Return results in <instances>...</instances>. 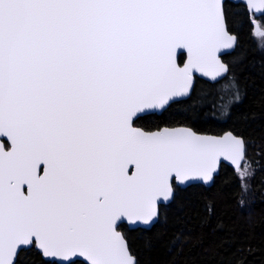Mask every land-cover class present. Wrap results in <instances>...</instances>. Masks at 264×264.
Returning <instances> with one entry per match:
<instances>
[{"label": "snow or ice", "instance_id": "obj_1", "mask_svg": "<svg viewBox=\"0 0 264 264\" xmlns=\"http://www.w3.org/2000/svg\"><path fill=\"white\" fill-rule=\"evenodd\" d=\"M235 44L223 0H0V264L22 246L48 264H136L124 221L150 225L173 180L208 182L221 157L247 191L243 138L134 127L190 95L194 72L239 101L217 55Z\"/></svg>", "mask_w": 264, "mask_h": 264}, {"label": "trees", "instance_id": "obj_2", "mask_svg": "<svg viewBox=\"0 0 264 264\" xmlns=\"http://www.w3.org/2000/svg\"><path fill=\"white\" fill-rule=\"evenodd\" d=\"M224 6L226 29L236 37V46L222 61L229 64L227 76L238 83L240 100L223 106L225 95L233 96L226 78L217 83L195 79L187 99L134 125L144 131L186 127L199 134L230 132L243 138L245 159L253 172L248 195L236 172L224 165L208 188H175L172 201L160 207L158 221L149 230H127L125 225L118 229L136 264H264V48L258 49L252 39L256 19L245 7L230 2ZM235 57L241 62L232 66ZM244 164L243 160L241 167ZM15 264L48 261L31 247L18 253Z\"/></svg>", "mask_w": 264, "mask_h": 264}, {"label": "water", "instance_id": "obj_3", "mask_svg": "<svg viewBox=\"0 0 264 264\" xmlns=\"http://www.w3.org/2000/svg\"><path fill=\"white\" fill-rule=\"evenodd\" d=\"M224 2H230V3H232V4H241V5H243V6L245 7L247 13H248L249 15H252L254 18H260V17H262V16L264 15V9H261L260 11H257L256 8H251V7H249V0H223V3H224ZM254 2L257 4V6H259V0H254ZM226 30H227V29H226ZM229 34H230V33H229ZM230 35H231V34H230ZM233 36H234V35H233ZM235 46H236V44H235ZM234 48H235V47H234ZM232 51H233V50H222L220 53L217 54V55H218V58L221 60V62H223V61H222V57H224V56L227 55V54H230ZM183 56H184V58H183L182 62H181V63L178 62L179 66H181V67L183 66L184 63H186V60H187V53L184 52ZM178 57H179V56H178ZM223 63H224V62H223ZM195 79H200V80H203V81L208 82V83H217V82L221 81L223 78H221V77H217V79L214 81V80H212V79L209 78V77H204L201 73L194 72V73H193V82L195 81ZM192 89H193V87H192ZM192 89H191V91H190V94H191V92H192ZM189 96H190V95H188V96H186V97H182V98H175V99H174V102L181 101V100H185V99H187ZM171 103H173V102H170V104H171ZM156 115H160L159 110H158V112H157ZM134 127H137V126L134 125ZM173 128H186V127H173ZM160 129H162V128H160ZM188 129H190V128H188ZM154 131H157V130H154ZM196 134H197V135H202V136H211V137H216V138H222V137H224L226 134H231V135H233V134L230 133V132H225V133H223V134H221V135H206V134H199V133H196ZM233 136H234V135H233ZM235 137H237V136H235ZM238 138H240V137H238ZM3 139L6 140V138H3ZM0 142H2V141H0ZM242 163H243V160L241 161V165H242ZM222 165L229 167L233 172H237L235 166L231 163V161L225 160L223 157H221L220 160H219V162H218L217 165H216V169H215V171L213 172V178H212V180H210V181H208V182H204V181H202V180H189V181H185L184 184H182V185L179 184L178 182L174 181V180H173L172 182L175 184V188H178V189H185V188H187V187H189V186H192V185H201V186H203V187L208 188V187L211 186L214 177H216V176L218 175L219 170H220V167H221ZM241 165H240V166H241ZM133 170H134V169H133ZM172 199H173V198H172ZM172 199H170V201H168V202L158 201V203H157V208H158V218H159V209H160V207H163V206L168 205V204L172 201ZM158 218H154V221L151 222L150 225H148V226H145V225L140 224V223H138V224H136V225H130L127 221H124V224H123V225L126 226L127 230H136V229H140V230H149L153 225H155V224L157 223ZM126 244H127V241H126ZM127 246H128V245H127ZM30 248H31V247H23V246H22L21 250H28V249H30ZM33 249H34L35 251L38 252V250L35 249V247H33ZM21 250H19L18 253H19ZM129 252H130V251H129ZM38 253H39V252H38ZM39 255H40V257H41L42 260H44V261H48L49 258H44V257H42L40 253H39ZM130 255H131V253H130ZM131 256H132V255H131ZM132 257H133V256H132ZM16 258H17V257H16ZM81 259H83V258H81ZM134 259H135V258H134ZM15 262H16V259H15Z\"/></svg>", "mask_w": 264, "mask_h": 264}, {"label": "rangeland", "instance_id": "obj_4", "mask_svg": "<svg viewBox=\"0 0 264 264\" xmlns=\"http://www.w3.org/2000/svg\"><path fill=\"white\" fill-rule=\"evenodd\" d=\"M252 19V18H251ZM254 19H256V18H254ZM253 32H252V39L254 40V42H255V44L257 45V47H258V49H262V45H264V36H258V35H256L255 33H256V30H257V28H259V30L261 31V32H264V24L261 22V17L260 18H257L254 22H253ZM225 87V84L223 85V88ZM230 87H231V85H230ZM232 89V88H231ZM233 90V89H232ZM223 93L224 94H226L227 93V89H224L223 90ZM227 96H228V98H227ZM225 99H223V100H225V103H224V105L223 106H230V105H233V104H235V100H234V96H231V95H225ZM230 99H232V103L230 104L229 103V100ZM225 106V107H226ZM240 170L241 171H243L244 170V166H240ZM250 171H252L251 169H250ZM236 174H237V178H238V180H239V183H240V185H241V180H240V177H239V175H238V172H236ZM248 179H249V177H245V183L247 184V185H249L248 184ZM249 189V188H248ZM248 189H247V191H244L243 189V194L244 195H248ZM246 197V196H245Z\"/></svg>", "mask_w": 264, "mask_h": 264}, {"label": "flooded vegetation", "instance_id": "obj_5", "mask_svg": "<svg viewBox=\"0 0 264 264\" xmlns=\"http://www.w3.org/2000/svg\"><path fill=\"white\" fill-rule=\"evenodd\" d=\"M249 16H251V17H253L252 15H249ZM254 18V17H253ZM254 22V21H253Z\"/></svg>", "mask_w": 264, "mask_h": 264}]
</instances>
